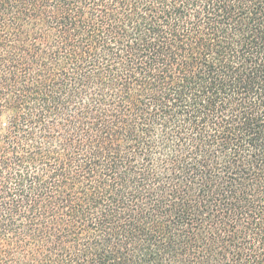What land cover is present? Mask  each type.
Here are the masks:
<instances>
[{
    "label": "trees",
    "instance_id": "trees-1",
    "mask_svg": "<svg viewBox=\"0 0 264 264\" xmlns=\"http://www.w3.org/2000/svg\"><path fill=\"white\" fill-rule=\"evenodd\" d=\"M0 264H264V0H0Z\"/></svg>",
    "mask_w": 264,
    "mask_h": 264
}]
</instances>
